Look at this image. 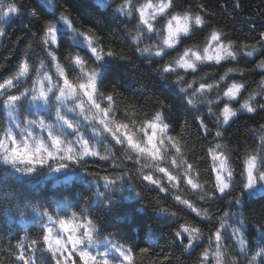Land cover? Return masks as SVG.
Masks as SVG:
<instances>
[{
	"label": "snow or ice",
	"instance_id": "snow-or-ice-1",
	"mask_svg": "<svg viewBox=\"0 0 264 264\" xmlns=\"http://www.w3.org/2000/svg\"><path fill=\"white\" fill-rule=\"evenodd\" d=\"M229 6L243 12L244 0ZM90 7L111 10L131 51L61 0H0V39L28 18L0 56V229L15 233L0 248L7 264H183L197 250L194 264H264V0L247 18L261 30L241 40L213 26L203 2ZM143 64L160 95L144 84L151 95L127 92ZM206 66L224 71L199 75ZM242 120L244 132L229 135Z\"/></svg>",
	"mask_w": 264,
	"mask_h": 264
},
{
	"label": "trees",
	"instance_id": "trees-1",
	"mask_svg": "<svg viewBox=\"0 0 264 264\" xmlns=\"http://www.w3.org/2000/svg\"><path fill=\"white\" fill-rule=\"evenodd\" d=\"M26 2L31 7H36L38 0H26ZM180 6L186 7L187 5H192L195 8L196 4L203 2L207 6L210 12L216 13L215 16L210 17V20L213 26H225L224 30L226 32L231 33V38L235 40H241L246 37H252L258 34L261 30V20L259 17L256 19V27L255 31H252L253 25L247 23V18L252 16L255 12L260 10L261 0H244V11L240 12L239 10H234L232 7H222L225 4L226 0H177ZM61 3L65 5V7H71L73 11V15L78 18L81 23L84 24H95L98 22H103L105 34L111 32L115 38V44L119 47H124L126 51H131L132 41L128 39L127 34L124 31L123 25L120 23V20L116 19L111 10L108 12L96 11L90 7V0H61ZM28 22V18H25L24 21L17 20L15 23H12L10 27H7V31L10 35V40L0 39V56H7L8 50L11 48L12 44L15 41L16 36L23 35V25ZM131 27V25H129ZM204 37L200 36L195 41L196 43H201ZM154 41H145V43H152ZM250 42V41H249ZM186 43H193V41H187ZM175 56V53L172 54ZM171 59V57H169ZM139 63V61H137ZM231 66V65H229ZM253 65L251 63L245 64L241 62L240 67H249L251 68ZM141 70L144 76V80L141 81L137 76H130L128 79V83L130 87L127 89L128 93L134 94L136 97L143 98L144 95H151L152 92H146L145 88L142 87V84L147 85V87L151 88L153 92L157 95H160V86H159V78L155 77L154 74L150 76V69L146 64L141 66ZM224 69L216 67H204L203 70L199 73V75H204V73H222ZM191 79V77H189ZM249 80H259V75L253 73L249 76ZM255 87V85H252ZM161 99H165L164 96H161ZM173 112L180 119V122H183V119H188L190 122L194 116V113L184 111L179 107V105H174ZM179 129H177L178 131ZM244 132V121H240L237 124L233 125L229 130V135H234L237 133ZM210 138V137H209ZM243 142V141H242ZM251 142V141H249ZM31 188V186H29ZM44 191L49 195H59L58 189L49 185ZM151 198V197H150ZM144 203H147L145 201ZM171 203V200L168 201ZM258 207V206H257ZM149 215L152 213L149 211ZM4 218L3 214L0 213V219ZM6 227H11V225H5ZM146 227V226H145ZM155 228V226H154ZM164 233V240L167 243V232L168 229H162ZM13 232H7L4 229H0V248H3L7 245L9 239L14 235ZM23 234V233H21ZM133 236L137 234L135 232L132 233ZM157 242L161 239L159 233L154 238ZM139 241V238L137 237ZM177 255H180L179 249L176 251ZM199 254V250L193 253L191 256H187L185 254L181 257L183 264H194L196 256ZM0 264H7V257L0 251Z\"/></svg>",
	"mask_w": 264,
	"mask_h": 264
},
{
	"label": "rangeland",
	"instance_id": "rangeland-1",
	"mask_svg": "<svg viewBox=\"0 0 264 264\" xmlns=\"http://www.w3.org/2000/svg\"><path fill=\"white\" fill-rule=\"evenodd\" d=\"M145 41H149V40L146 39Z\"/></svg>",
	"mask_w": 264,
	"mask_h": 264
}]
</instances>
